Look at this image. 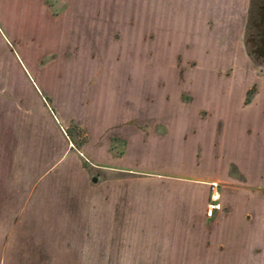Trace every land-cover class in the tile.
I'll return each mask as SVG.
<instances>
[{
  "label": "rangeland",
  "instance_id": "obj_1",
  "mask_svg": "<svg viewBox=\"0 0 264 264\" xmlns=\"http://www.w3.org/2000/svg\"><path fill=\"white\" fill-rule=\"evenodd\" d=\"M2 1L0 72L11 84V78L16 79L24 103L30 106V120L26 117L24 124V165L38 163L39 173L48 170L52 159L46 155L55 137L61 148L58 153L67 148L57 169L72 167V186H81L82 181L91 186L116 182L119 191L110 198L120 200L121 210L118 218L112 213L104 216L106 222L100 218L98 242L81 234L78 216L66 225L60 217L54 229L47 218H37L31 202L19 200L16 209L24 213L18 223L19 234H24L22 264H264L263 225L237 224L231 244L223 222L211 238L214 244L198 245L200 232L166 222L163 215V209L177 211L173 199H180L183 190L181 185L174 187L177 179L155 183L153 174L147 173L186 170L205 174L224 166V158L232 151L264 152L256 131L261 127L264 135V116L258 118L254 111L242 110L240 102L236 104L237 84L246 74L239 70L232 76L218 74L215 68L228 64L191 61L196 52L192 0ZM247 42L264 70V0H252ZM193 90L196 94L191 102L179 99L182 91ZM111 136L112 152L119 157L125 156L132 139L128 154L115 163L103 161L111 159L106 158ZM38 145L39 160L33 154ZM201 145L207 151L200 154ZM14 164L10 158L9 171ZM107 165L133 171L122 167L107 180L100 174L101 166ZM126 183L133 185L124 187ZM62 191H57L58 201L63 200ZM210 198L206 207L209 223L220 215L216 208L209 215L210 203L217 202L213 188ZM150 200L157 202L156 217L161 219L154 218L153 223L146 220L150 216L146 201ZM185 202L175 204L179 211ZM109 205L113 209L114 202ZM170 227L175 249L162 256L163 251H172L166 243L172 236ZM225 249L227 260H219L216 251Z\"/></svg>",
  "mask_w": 264,
  "mask_h": 264
},
{
  "label": "crops",
  "instance_id": "obj_2",
  "mask_svg": "<svg viewBox=\"0 0 264 264\" xmlns=\"http://www.w3.org/2000/svg\"><path fill=\"white\" fill-rule=\"evenodd\" d=\"M251 3L252 0H192L190 13L192 14L193 41L196 52L191 61L197 64L202 59H207L218 64H228L226 67L215 68L214 71L218 74L232 76L238 70L246 74V78L237 84V91L235 92V89H232L233 93L235 92L237 95L236 104L240 102L239 107L242 110L245 112L254 111L255 116L260 118L264 116V70L261 69L252 56L247 42ZM2 4L3 1L0 2V15ZM185 4L182 2L183 7ZM0 36L2 37L1 27ZM11 80L12 84L5 79V74L0 72V159L5 162L4 169H0V264H22V256L25 252L22 246L23 240L21 239L24 238V234H19L18 223L24 219V213L16 209L19 200L26 199L25 202L28 205L31 202L30 205L33 204V212L37 218H47L54 229L57 228V221L60 217H64L61 220L66 225L68 222L73 223L72 218L78 216L82 221V223L80 222V229L83 228L81 234L97 239L99 242L100 218L106 222L103 218L107 214L112 213L115 217L120 216V200L110 198V195H113L115 191H119L117 183L105 181L100 182L97 186H91L82 181L81 186H72L70 181L71 176H74L72 167L65 166L59 170L57 169V165L63 162V158L67 154V148L64 149L63 153H58V149L61 148L57 147L55 137H52V142L49 141L50 148L46 155V158L52 159L48 162V170L39 173L37 171L39 170L38 163L32 166L28 163L29 167L25 166L24 162L27 154L23 151L24 124L26 117L30 120V106H26L24 103V93L19 90V83L15 81L14 77ZM194 94H196L194 90L193 92L182 91L179 99L183 102H191L194 99ZM186 95H189L190 98H185ZM200 110L202 113L203 111L205 114L207 113V109ZM10 120L13 124L11 127H9ZM162 122L165 127H168L165 121ZM256 131L259 133L258 135L261 134L260 143L264 147L263 129L260 127ZM151 133L152 131L149 134ZM112 137H110L107 144L109 156L106 157L111 159L103 161L115 163L128 154L132 146V139L130 136L125 156L119 157L112 152ZM250 137L252 138V136ZM37 138L39 141V131ZM37 150V153L35 154L34 151L33 154L39 160V145ZM199 151L201 154V152H206L207 149L201 145ZM232 152L231 156L223 157L224 166L212 168L210 172L205 174L186 170L182 172L178 170L147 172L153 174L152 176L148 174V176L152 177V182L155 183H158L159 180L165 181L168 178L175 177L177 179L174 187L181 185L183 188L180 199H173V205L177 211L171 209L167 213L163 209V215L166 217V222L179 223L181 228L191 226L192 231L200 232L201 238L196 239L198 245L211 246L213 243L211 238L214 232L216 233L218 228L222 227L223 222H225L226 232L228 231V238H231V244L235 235L233 228L237 227V224L257 223L264 227V152L260 154L250 150ZM254 155H257L259 159ZM10 158L14 159L15 162L11 171L7 168V162ZM260 159H262V162ZM2 163H0V166ZM115 165H107V168H103L105 166L103 164L100 168V174L107 176V180H109L108 176L115 175V172L124 170V168L133 171L132 168ZM46 178L47 181L44 180ZM143 179L145 178L143 177ZM30 183H32L31 186ZM213 183L216 185L213 186ZM132 185L126 183L124 187ZM170 187H172L171 184L168 188ZM212 188L216 198L215 201L220 203V206L223 205V209L220 211L216 209L215 213L219 212L220 215L209 223L206 207L211 199ZM62 190H64L63 200L58 201L57 191L62 193ZM185 190H188V192ZM72 191H77V194H73ZM25 192L27 193L25 194ZM11 196L12 198H10ZM179 200H186V204L180 207V211L179 207L175 205ZM112 202H114L113 209L109 205ZM181 204H184V202H181ZM181 204L179 203V206H182ZM74 205L76 208H74ZM145 210L150 215L146 219L148 222L153 223L154 218L161 220L156 217L157 202L146 201ZM183 211L186 212V217L181 216V214H184ZM78 212L80 213L78 214ZM174 215L178 217L173 220L171 218ZM162 220L163 223H166L164 222L165 219ZM61 228L64 229V225ZM168 232L172 233L171 227L168 228ZM262 234L263 231H261ZM174 236L175 233H172V236L166 240V243L169 242V245H172V251H163L162 256L164 253L171 254L175 249ZM216 253L220 255L219 260H227L226 249L216 251ZM185 255H183L182 260L185 259ZM234 255H236V252L230 254L231 257ZM217 259L218 257L215 260ZM163 263L166 262L163 261Z\"/></svg>",
  "mask_w": 264,
  "mask_h": 264
},
{
  "label": "built area",
  "instance_id": "obj_3",
  "mask_svg": "<svg viewBox=\"0 0 264 264\" xmlns=\"http://www.w3.org/2000/svg\"><path fill=\"white\" fill-rule=\"evenodd\" d=\"M212 185L215 186L216 184L213 183ZM218 207H220V204H218L217 202L210 203L209 215H212L214 212V209L215 208L217 209Z\"/></svg>",
  "mask_w": 264,
  "mask_h": 264
},
{
  "label": "water",
  "instance_id": "obj_4",
  "mask_svg": "<svg viewBox=\"0 0 264 264\" xmlns=\"http://www.w3.org/2000/svg\"><path fill=\"white\" fill-rule=\"evenodd\" d=\"M94 180H97V178L95 177Z\"/></svg>",
  "mask_w": 264,
  "mask_h": 264
}]
</instances>
